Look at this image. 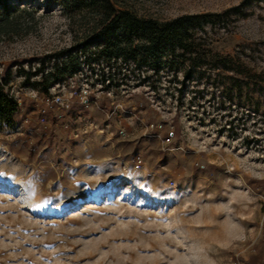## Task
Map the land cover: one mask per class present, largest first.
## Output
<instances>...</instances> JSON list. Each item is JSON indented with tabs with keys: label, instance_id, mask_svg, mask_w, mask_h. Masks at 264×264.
I'll return each instance as SVG.
<instances>
[{
	"label": "rangeland",
	"instance_id": "374dc122",
	"mask_svg": "<svg viewBox=\"0 0 264 264\" xmlns=\"http://www.w3.org/2000/svg\"><path fill=\"white\" fill-rule=\"evenodd\" d=\"M108 1L165 23L246 0ZM78 5L0 6V83L17 103L0 122V264H264V0L192 31L205 63L250 78L204 64L181 92L189 62L107 60L99 12ZM70 48L78 69L44 92Z\"/></svg>",
	"mask_w": 264,
	"mask_h": 264
},
{
	"label": "trees",
	"instance_id": "16d2710c",
	"mask_svg": "<svg viewBox=\"0 0 264 264\" xmlns=\"http://www.w3.org/2000/svg\"><path fill=\"white\" fill-rule=\"evenodd\" d=\"M9 1L0 0L3 12L8 11L7 3ZM85 1H89L91 8L99 12V21L92 27V31L96 32L92 38L102 45L99 54L107 60L121 57L130 58L141 54L152 60L151 66L156 72L161 66H166L173 71L172 64L175 59H179L182 63L189 62L188 68L184 70V79L180 82L179 92L183 90L186 80L190 78L191 70L201 68L204 64L210 70H222L247 78L251 76L241 67H235L229 59L218 61L212 58L213 60H210L209 63H205L203 51L200 50L201 42L195 43L192 35V31L201 25V22L198 21L199 18H206L208 23L215 25L228 20L231 15L246 16L243 14L242 6L249 0L219 14H205L201 17L181 16L165 23H158L150 19H137L127 11L116 13L115 8L108 0H76L79 5ZM8 25V19L3 18L0 28ZM133 38H138L139 43L134 44ZM74 50V48H70L60 51L57 56L63 62L61 67L55 66L54 73L49 72L46 75H41L44 92H47L51 84L62 81L66 75H72L78 69L77 55L73 53ZM168 54L174 60L159 64L161 59ZM44 67V63H40L37 72L42 73ZM37 84L34 82L31 85L37 86ZM5 85L6 80L3 79L0 83V122L9 125L17 110V103L4 91Z\"/></svg>",
	"mask_w": 264,
	"mask_h": 264
},
{
	"label": "built area",
	"instance_id": "2783aa9c",
	"mask_svg": "<svg viewBox=\"0 0 264 264\" xmlns=\"http://www.w3.org/2000/svg\"><path fill=\"white\" fill-rule=\"evenodd\" d=\"M170 136H173V133H170Z\"/></svg>",
	"mask_w": 264,
	"mask_h": 264
}]
</instances>
